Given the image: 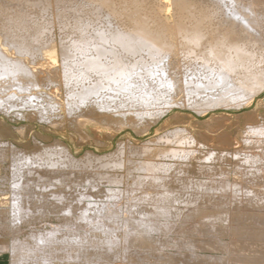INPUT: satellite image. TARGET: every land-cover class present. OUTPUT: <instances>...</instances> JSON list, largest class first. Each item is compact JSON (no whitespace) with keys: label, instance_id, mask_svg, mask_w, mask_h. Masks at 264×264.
Wrapping results in <instances>:
<instances>
[{"label":"bare ground","instance_id":"bare-ground-1","mask_svg":"<svg viewBox=\"0 0 264 264\" xmlns=\"http://www.w3.org/2000/svg\"><path fill=\"white\" fill-rule=\"evenodd\" d=\"M263 89L264 0H0V113H4L5 116L17 107L28 108L31 115L39 116V120L48 118L47 116L50 118L49 114L54 112H62L67 117L75 118V115L78 117L84 114L91 115L98 111L103 117L106 114L129 117L136 122L132 124L139 122L141 124L145 121L147 126L145 127L148 128L170 107L190 106L198 112H204L221 106H239L250 103ZM53 117L59 118L52 116L50 119ZM48 119L46 120L49 122ZM52 125L55 127L54 123ZM185 129L178 127L167 129L156 138L154 145L158 147L157 154H154L159 157L157 160L162 158L160 161L153 158L142 159L150 152L148 142L138 145L127 144V147L119 142L113 151L96 154L86 150L80 158H75L69 147L59 142L41 145L40 149L32 154H24L9 143L8 149L1 147L3 149L0 150V157L6 155L5 151L9 152L10 190L2 192L0 200L10 205L7 208H0V215L7 211L11 213L13 225L11 228L14 230L23 222L31 223L52 212L60 213L64 223L70 227L77 223H85V220L88 222L90 219L87 217L88 212H95L99 207V203L91 201V198L94 200L97 196V200H102L101 197L104 195L111 196L112 198H108L112 200L113 196L114 199L115 196L121 197L120 189L99 188L100 182L104 185L106 182L113 185L116 183V186L117 183L122 184L120 177L122 174L110 173L107 169L115 170L126 166L131 182L128 191L123 194L125 196L128 192L124 207L126 213L133 217V221H130V217L128 220L124 216L125 212H122L124 218H127L122 222L128 221L131 228V234L128 227L127 231L124 228L127 233L122 238L124 242L135 241L137 248H140L138 247L140 245L148 246L151 245L148 236L151 231L166 232L163 235L167 236V233L171 234L182 227L183 223L184 226L187 225L189 221L192 223L189 233H198L199 236L205 234L204 237L207 236L206 233H218L219 235L216 234L214 237L209 235L210 238L216 237L217 240L218 236L222 239V236L226 235L224 232H228V235L233 234L231 236H235L236 232L237 236H241L244 229L248 236L245 235L246 240L243 233L244 240L248 241L251 237L253 240H260L256 243L248 241L249 244H256L255 248L250 245L253 249L247 246L252 251L246 247L248 243L246 245L242 243L248 253L240 249L243 245L235 244L237 247L240 245L241 251L238 249L237 252L233 248V242L230 247L223 242L220 243L221 239L220 244H217L216 238L215 241L211 240L214 242L211 244L209 236V239L206 237L208 241L203 238L200 240L201 238L197 236L199 243L194 238L189 240V237L184 239L189 240L184 243L182 237L179 245H182H180L182 249L190 247L187 251L192 253L200 247L202 250L207 249L203 248L205 246L222 247L224 250L229 249L232 255H229V258H232V263L236 261L233 264H264V214L259 215L257 211L252 213L254 209L248 214V211L244 213L245 210L236 212L238 208L235 207L239 205L237 202H242L246 206L250 204L251 207L264 206V197L257 196L259 191L264 193V186L255 180L262 176L264 171L262 169L264 165L261 166L264 162V124L248 127L247 132L259 138L245 137L246 140L243 138L242 141H235L239 142L240 146L237 144L239 147L233 149L235 170L231 180L225 177L227 170L229 171L228 167L225 169L221 165L196 167L204 172L203 176L207 175L204 180L193 179L183 174L185 169L183 170L184 164L181 166V160L189 161L187 158L190 159L191 153L194 158L198 155L194 154L196 150L192 152L193 150L186 148V143L192 140ZM19 131L20 129L17 132ZM22 132H19L20 135ZM151 141H154L153 138ZM166 144L178 145L180 149L168 148L164 146ZM3 145L7 143L4 142ZM134 156L141 157V160L133 161ZM229 156L228 152L213 149L207 151L206 155L204 153L202 158L227 163ZM198 160L196 162H201ZM239 162L251 166L243 168ZM184 163L186 167V162ZM62 167H67L71 172V179L68 183L63 182L64 184L61 183V179H64L62 173L70 175L67 171L63 172ZM77 175H82L79 178L88 186L76 187L70 184L72 177ZM45 176L48 178L47 182H40L39 179ZM108 198H106L108 201L103 200L109 202ZM120 202L122 204V201ZM114 203L112 205H115ZM104 204L107 206L105 202ZM119 204H116V208L113 206L110 212L115 211L113 209H117ZM232 207L237 208L235 212H231ZM244 207L241 209L246 208ZM107 208L102 211V207L101 211L105 212ZM99 210L95 212L96 215L99 214ZM118 211L112 214L117 215ZM112 214L109 215L113 217ZM96 215V218L100 216ZM106 216L108 218V215ZM91 218L92 223H96L97 219L95 218V221L93 217ZM103 218L104 215L101 219ZM246 218H253L254 221L251 219L252 224H249ZM232 221H236V224L234 225ZM218 222L220 226L216 227ZM107 223L103 225L107 230L104 229L106 234L102 239L82 236L70 230L60 232L59 228L53 227L42 232L32 228L33 230L28 236H24L23 240L14 232L11 240L0 237V253L10 251V264H57L58 260L67 263L85 260L88 264L94 262L107 264L108 262L100 261H105V256L113 257L118 250L115 251V246L120 238L112 235L111 232L115 231V228L112 229L111 222ZM93 224L95 227L100 223ZM125 225L123 227H126ZM162 238L161 236V240ZM169 239L171 238L166 240ZM165 242L162 240V243ZM168 242L167 246L170 245ZM257 243H260L261 248H256ZM227 250L226 254L229 253ZM258 250L262 251L261 258L260 255L254 254ZM185 253L183 255L186 256ZM180 254L178 251V255ZM178 255L177 257L176 255L173 257V254L165 255L163 262L174 263V260L180 262V256H184L180 255L176 260ZM188 257L187 260L199 259L201 262L205 260L203 262L207 264L226 262V257L221 256L194 254ZM191 260L187 263L195 262L191 263ZM133 262L136 263L137 260ZM198 262L195 264H199Z\"/></svg>","mask_w":264,"mask_h":264},{"label":"rangeland","instance_id":"rangeland-1","mask_svg":"<svg viewBox=\"0 0 264 264\" xmlns=\"http://www.w3.org/2000/svg\"><path fill=\"white\" fill-rule=\"evenodd\" d=\"M55 32H57L56 30H55ZM264 89L262 90V91H260L258 94H256L254 97H253V99L251 100V102L250 103H248V104H242V105H239V106H221V107H216V108H213V109H208V110H206V111H204V112H198L196 109H193L192 107V109L190 108V106H189V108H187L188 106H184L183 108H182V106L181 107H179V106H174V107H170V109L168 110V111H166V113L165 114H163L158 120H156V122H153V123H151L150 125L151 126H148V128H146L147 126H146V122L145 121H142L141 122V124H140V122L139 123H137V124H132L133 122L134 123H136L135 121H132V119L131 118H129V117H127V118H123V117H121V116H113V115H111V114H106V116H101V114L98 112V111H95V112H93L91 115H81V116H79L78 117V115H75V118H74V116H72V117H67V115H65L64 113H62V112H57V113H55V114H58V115H55L54 113H51V114H49V115H51V117L52 116H57V117H59V118H52V119H50L49 118V116H47L49 119H50V121L48 122L46 119H48V118H43V119H41L40 118V120H39V116L37 115V114H32L31 115V112H29L30 110L27 108V109H25V107H20L19 109H18V107H17V109H13V110H11V111H9L8 113H7V115L5 116V114L4 113H0V150H2L3 148L4 149H8L9 148V143H10V145H12V146H15L16 148H18L19 150H21L22 152H24V154H32V153H35L36 151H38L39 149H40V147H41V145H48V144H50V143H53V142H59V143H61V144H65L66 146H68L69 147V149H70V151H71V153H72V155L75 157V158H80V157H82V155L84 154V152H86V150L87 151H89V152H93V153H96V154H103V153H107V152H109V151H113L114 149H116V147H117V145H118V143L119 142H121L122 144H123V146L124 147H127L128 145H130V144H132V145H134L135 143L138 145V144H142L143 142H148V145H149V147H150V152H148V153H146V155H144L143 157H142V159H145V158H153L154 160H156V161H160V160H162V158L161 159H159V160H157L159 157H157L156 156V154H157V145L155 144L154 145V143H155V140H156V138L160 135V134H162L163 133V131L165 132L167 129H175V128H180V129H185V127H186V131L187 132H189V135H190V138H191V140H192V142H190V143H186V145H187V147L186 146H184V147H186L188 150H193L192 152H194L195 150V152H194V154L195 155H197V157L195 156V158H196V160H193V159H195L192 155H193V153H191L190 155V159L189 158H187V160H189V161H185L186 159H183V160H181V163H182V165L181 166H183V164H184V168H183V174L185 175V174H187L186 176H188V177H190V178H193V179H198V180H204V179H206V176L207 175H204L203 176V174H204V172H201V171H199V169H197V168H199V166H202L203 165V167L205 166V168L206 167H208V166H212V167H214V165H215V167H216V165L217 166H219V165H221V166H224L225 167V169H227V167H228V169H229V171L227 170V175L225 176V177H227V180H231L232 179V176H233V172H234V170H235V161H233V151L235 150L234 148H238L239 146H240V144H239V142L238 143H235V141L237 140V141H242L243 140V138H244V140H246L247 138L249 139V138H259V137H257L255 134H251L250 132H247L248 131V127H249V125L250 126H256V125H258V124H264ZM23 109V110H22ZM18 110V111H17ZM196 110V111H195ZM22 111V112H21ZM255 111V112H254ZM14 112V113H13ZM16 113H18V115L16 114ZM20 113V114H19ZM25 113V114H24ZM201 113V114H200ZM3 114V115H2ZM13 114H16L17 115V118H16V115L15 116H13ZM28 116H27V115ZM60 114H61V116H60ZM225 114V115H224ZM23 115V117H18V116H22ZM27 117H26V116ZM108 115V116H107ZM31 117H32V119H31ZM78 117V118H77ZM83 117H85V118H83ZM81 118V119H80ZM45 119V121H46V123H45V121H43ZM48 119V120H49ZM55 119V120H54ZM119 121H118V120ZM122 119H123V121H122ZM126 119V120H125ZM223 119H224V122H223ZM54 120V121H53ZM121 120V121H120ZM53 121V122H52ZM58 123H57V122ZM73 121V122H72ZM198 121V122H197ZM249 121H250V123H249ZM255 121V122H254ZM48 122V123H47ZM56 122V123H55ZM84 122V123H83ZM95 122H97V123H95ZM120 122L122 123V124H120ZM54 123V125H55V127L52 125ZM63 123V124H62ZM67 123V124H66ZM77 123V124H76ZM114 123V124H113ZM181 123V124H180ZM28 124V125H27ZM49 124V125H48ZM62 124V125H61ZM81 124V125H80ZM127 124V125H126ZM249 124V125H248ZM52 125V126H51ZM124 127H123V126ZM167 125V126H166ZM221 125V126H220ZM248 125V126H247ZM56 126H57V128H56ZM144 126V127H143ZM146 126V127H145ZM18 127V128H17ZM21 127H22V130H21ZM68 127V128H67ZM120 127H121V129H120ZM131 127V128H130ZM141 127H143V128H141ZM175 127V128H174ZM246 127V128H245ZM18 129H20V131L19 132H21V131H23L22 133H21V135H20V133L19 132H17L18 131ZM118 129V130H117ZM120 129V130H119ZM140 129V130H139ZM144 129V130H143ZM210 129V130H209ZM4 130V131H3ZM111 130V131H110ZM114 130V131H113ZM246 130V131H245ZM9 131V132H8ZM77 132V133H76ZM139 132V133H138ZM3 133V134H2ZM8 133V134H7ZM250 133V134H249ZM2 134V135H1ZM23 134V135H22ZM40 134V135H39ZM195 134V135H194ZM229 134V135H228ZM46 135V136H45ZM112 135V136H111ZM236 135V136H235ZM245 135V136H244ZM246 135H250V136H252V137H250V136H246ZM253 135H255V136H253ZM108 136V137H107ZM109 136H111V137H109ZM199 136V137H198ZM244 136V137H243ZM236 137V138H235ZM245 137H247V138H245ZM6 138V139H5ZM33 138V139H32ZM79 138V139H78ZM95 140H94V139ZM152 138H153V140L154 141H151L152 140ZM241 138V139H240ZM83 139V140H82ZM235 139V140H234ZM35 140V141H34ZM201 140V141H200ZM5 142V144L7 143V145H3V143ZM29 141V142H28ZM84 141V142H83ZM96 141V142H95ZM127 141V142H126ZM28 142V143H27ZM33 142V143H32ZM39 142V143H38ZM81 142V143H80ZM137 142H139V143H137ZM197 142V143H196ZM234 142V143H233ZM26 143V144H25ZM125 143V144H124ZM151 143H153V144H151ZM128 144V145H127ZM239 146H238V145ZM191 147H190V146ZM196 145L198 146V147H196ZM202 145V146H201ZM26 146V147H25ZM35 147V149H34V147ZM152 146V147H151ZM164 146H166V147H168V148H175V149H180V147L178 146V145H170V144H166V145H164ZM205 146V147H204ZM234 146V147H233ZM235 146H237V147H235ZM1 147H3V148H1ZM154 147V148H153ZM204 147V148H203ZM206 147H208V148H206ZM24 148V149H23ZM190 148V149H189ZM196 148V149H195ZM32 149V150H31ZM156 149V150H155ZM204 149H206V150H204ZM216 150V151H225V152H228L229 153V159H227L226 160V162L228 163H223V162H225V161H211V160H204L205 158H202L203 156H204V153H205V155H206V153H207V151H209V150ZM234 149V150H233ZM25 150H26V152H25ZM232 150V151H231ZM33 151V152H32ZM197 152V153H196ZM5 153H6V155L5 156H2V157H0V177H2V178H0V194H2V192L3 193H6L7 192V190L10 188V182L9 181H11V172H10V169L9 168H11V167H9L10 166V157H9V155H8V151L6 152L5 151ZM74 153V154H73ZM152 153V154H151ZM154 153H156V154H154ZM150 154V155H149ZM154 155H155V157H154ZM201 156V158H200V156ZM203 155V156H202ZM148 156V157H147ZM198 156H199V158H198ZM232 156V157H231ZM157 157V158H156ZM192 157H193V159H192ZM6 159V160H5ZM132 159H133V161L135 160V161H139V160H141V157H139V156H134V157H132ZM199 159V160H198ZM231 159H232V161H231ZM190 160H192V161H190ZM201 161V162H196V161ZM203 161V162H202ZM205 161V162H204ZM206 161H208V162H206ZM210 161V162H209ZM169 162V161H168ZM172 162H175V161H172ZM179 161H177V163H178ZM184 162H186V167H188L187 169H186V167H185V163ZM213 162H215V163H213ZM217 162V163H216ZM239 163H241V162H239ZM212 164V165H211ZM248 164V163H247ZM247 164H242L241 163V165H242V167L243 168H247V167H249V166H251V165H247ZM190 165H192V166H190ZM197 165V166H196ZM207 165V166H206ZM264 165V162H263V164H261V166H263ZM231 166H233V167H231ZM126 166H123V167H121V168H119V169H117V168H115V170H113V168L111 169V168H109V170L107 169V171L108 172H112V173H114V174H122V176H120L121 177V179H122V184H120V183H117V186L114 184L113 185V183H107L106 182V184L104 185V183L102 184V182H100V186H99V188L101 189V190H104V189H106V188H113V189H120V194H119V196H121V197H116L115 196V199H116V201H115V199H114V196H113V199H114V201H113V199L112 200H110L109 198H112L111 196L108 198L107 196H102L101 197V195H99L101 198H102V200L101 199H98L97 200V196L96 197H94V200H93V198H91L90 200L91 201H95V202H97V203H99V207H103V210L101 209V208H99L98 207V209H97V211L99 210V214L98 215H100L101 216V218L103 217V215H104V217L105 218H103V219H101L100 218V216H98V215H96L95 214V212H97L96 210H95V212H91L92 213V216H90L91 215V213L90 212H88V214H87V217H88V219H89V217H90V219L88 220V222H87V220H85L86 222L84 223V222H82V223H77V225L76 224H74V225H71V227L69 226V225H67V224H65L64 222V218H63V216L60 214V213H58V214H53V212L52 213H48V216L46 217H43V218H41V219H35V220H33L31 223H21V224H19V225H17V227H16V229L14 230V229H12L13 228V225H12V219L10 218V216H11V213H9V211H7V212H4V213H2L1 215H0V237L2 238V239H6V240H11V237H12V233H16V235L20 238V239H24L26 236H28V234L30 233V231L31 230H35V231H40V232H42V231H44V230H49V229H51L52 227L53 228H56V229H58L60 232H66V231H68V230H70V232H73V233H79L80 235H82V236H86V237H90V236H94V237H96V238H99L100 237V239H102V236L104 237L105 236V230L104 229H106L107 230V228H106V226H104L103 227V225H104V223H107V222H111V224H112V229L113 228H115V231L113 230L111 233H112V235L113 236H115V237H118L119 238V236H120V238H119V241L117 242V244H116V246L118 247H116L115 246V251H116V249H118L117 251H116V253H114V255H113V257L112 256H105L106 257V259H105V257H104V259H105V261L104 260H101L100 262H102V263H106V262H108L109 264H131V262H132V264H137V263H139V264H186L189 260H191V259H188L187 260V257L192 253V252H190V251H187V249L188 250H190L189 248H181V246L179 245V243H181L182 241V239L184 240V239H188V237H189V240L190 239H193L194 238V240L196 241V242H200V240H202V238H203V240L204 239H206L207 241H208V239L210 238V236L212 235L213 237H214V235L216 236V234L217 235H219L218 233H214V234H207L206 233V237L208 238V236H209V238L207 239L206 237H204L205 236V234H201L200 236H199V234L198 233H192V232H190L189 233V229L191 228L190 226H192V223L189 221L188 222V224H187V222L185 223V224H187V225H185L184 226V223H183V225H182V227L180 228H178V229H176L174 232H172L171 233V231L169 232V233H171V234H168L167 233V236H165V235H163V234H166V232H154V231H151L149 234H148V236H149V238H150V243L149 244H151V245H148V246H145V245H140V246H138V247H140V248H137V247H135L136 246V244H135V241H133V242H124V240L122 239V238H124V236L125 235H127V233H125L126 231H127V229H129V233H130V231H131V228L129 227L130 226V224H128L127 222H122V221H126L127 220V218L128 217H130V221L132 222L133 221V217H131V216H129V214H127L126 213V209H125V207H124V205H125V202L127 201V199H128V192L126 193V195L124 196L123 194H125V192L126 191H128V185H129V183L131 182V178H129L128 177V174H127V170H126V168H125ZM197 167V168H196ZM66 168V169H65ZM191 168V169H190ZM64 169V170H63ZM111 169V170H110ZM262 169H264V167L262 168ZM61 170L64 172H68V174L70 175L71 174V172H70V169H67V167H62L61 168ZM5 171V172H4ZM192 171V172H191ZM196 171V172H195ZM117 172V173H116ZM200 172V173H199ZM231 172V173H230ZM264 172V171H263ZM263 172H262V176H260V177H258V178H255V180L256 181H258V182H261L262 183V185L264 186V174H263ZM8 173H9V175H8ZM76 174H78V173H76ZM197 174V175H196ZM232 174V175H231ZM66 173H62V177H64V179H61V183H63V182H67L68 183V181H69V179H71V175L70 176H68V177H66ZM80 175V174H79ZM79 175H77V176H75L77 179H75V177L73 176L72 177V180H71V182H70V184H74L76 187H82V186H86L87 184L83 181V179H80L81 178V176H79ZM201 176V177H200ZM6 177V179H4ZM8 177V178H7ZM61 177V178H62ZM70 177V178H69ZM80 177V178H79ZM126 177V178H125ZM263 178V179H260V178ZM80 179V181H78L79 179ZM124 178V179H123ZM200 178V179H199ZM203 178V179H202ZM2 179V180H1ZM46 179H48L46 176L45 177H42L41 179H39V181L40 182H47V180ZM7 180V181H6ZM42 180V181H41ZM67 180V181H66ZM260 180H263V181H260ZM76 181V182H75ZM126 183H125V182ZM73 182V183H72ZM76 184H75V183ZM80 182H82V183H80ZM3 183V184H2ZM77 183H79V185L77 184ZM124 183H125V185H124ZM2 184V185H1ZM8 184V185H7ZM64 184V183H63ZM110 184V185H109ZM119 184V185H118ZM127 184V185H126ZM88 186V185H87ZM127 186V187H126ZM99 188H97V189H99ZM104 188V189H103ZM4 189V190H3ZM7 189V190H6ZM126 189V190H125ZM10 190V189H9ZM123 193H122V192ZM259 192H263V191H259ZM259 192L257 193V196L258 197H261L262 196V198L264 197L263 195H264V193H262V194H259ZM259 194V195H258ZM1 196V195H0ZM2 197V196H1ZM99 197V198H100ZM108 198L109 199V202H107L108 200L106 199V198ZM125 197H127V199L125 198ZM118 198H123L122 200L121 199H119L120 201H122V204H121V202L118 200ZM103 199H106V200H103ZM126 199V200H125ZM264 199V198H263ZM125 201V202H124ZM104 202L107 204V206L104 204ZM115 202V203H114ZM115 204V205H112V204ZM121 205H120V204ZM239 205H241L240 207H239V205L238 206H235V207H237V208H234V207H232L231 209H233V210H231V212H235V209H237V211L236 212H243L244 210V213L245 212H247V214L248 213H251L252 212V210L254 211V212H252V213H257L258 212V214L259 215H261V213L262 214H264V206H260V207H258V205H256L255 207H253L254 205H252V207H251V205L250 204H247V206L244 204L243 205V203L242 202H237ZM101 204V205H100ZM111 204V205H110ZM116 204H119V206H118V208L117 209H113V210H119V209H122V210H119L118 211V214H121L122 212L124 213V216L125 217H127V218H124V216H123V213L121 214V216H118V214L116 215L115 213L117 212H115V211H113V212H115L114 214H112L113 212H110V211H112L111 209L113 208V206H115V208L117 207V205ZM10 204L8 203V202H2L1 200H0V208H3V207H5V208H7V206H9ZM104 205V206H103ZM249 205V206H248ZM112 206V207H111ZM246 208H245V207ZM107 207H109V208H107ZM120 207V208H119ZM241 207H244L245 209H241ZM104 208H107V209H110L109 211H108V213H107V211L105 210V212H102V211H104ZM239 208L241 209V210H239ZM261 208H263V209H261ZM124 209H125V211H124ZM102 210V211H101ZM250 210V211H249ZM259 210V211H258ZM257 211V212H256ZM110 212V213H109ZM121 212V213H120ZM94 213V214H93ZM101 213V214H100ZM103 213V214H102ZM109 214H112V216L113 217H111ZM95 215L96 216H98V218H96L95 217ZM106 215H108V218H107V216ZM118 216V218L120 219H118L116 216ZM3 216V217H2ZM58 216V217H57ZM115 216V217H114ZM49 217H51V218H49ZM91 217H93L94 218V220L96 221V219H97V221H96V223L98 224V223H100V224H98V225H96V226H99V227H94V226H92V221H93V219L91 218ZM121 217V218H120ZM247 217V216H246ZM2 218V219H1ZM6 218V219H5ZM96 218V219H95ZM109 218H110V220L112 219V221H110L109 220ZM115 218V219H114ZM116 218H117V220H116ZM106 219H108V220H106ZM247 219V218H246ZM244 219V222H246L247 223V220H248V222H250L249 224H252L251 222H252V220L251 219H253V218H250V219ZM10 220H11V223H9L10 222ZM99 220H101V221H99ZM104 220V221H103ZM114 220L117 222H114ZM128 220H129V218H128ZM249 220H251V221H249ZM91 221V223H89ZM119 221V222H118ZM253 221H254V219H253ZM5 222H7V223H5ZM43 222L45 223V224H43ZM61 222V223H60ZM101 222H103V223H101ZM114 222V223H113ZM131 222H129V223H131ZM233 222V224L235 225L236 223V221H232ZM231 222V223H232ZM242 222H243V220H242ZM9 223V224H8ZM40 223V224H39ZM42 223V224H41ZM88 225H87V224ZM95 222H94V224H96ZM121 224V226H120V224ZM191 223V224H190ZM225 223H227V222H225ZM224 223V224H225ZM1 224H3V225H1ZM31 224V225H30ZM52 224V226H50ZM56 224V225H55ZM60 224V225H59ZM93 224V225H94ZM102 224V225H101ZM113 224H117L118 226H120V228L118 227V226H116L115 227V225L113 226ZM123 224V225H122ZM125 224H128V225H125ZM220 224V222H218L217 224H216V227H217V225H219ZM232 224V225H233ZM249 224H247V225H249ZM9 225H11V226H9ZM33 225V226H32ZM62 225V226H61ZM64 225H66V226H64ZM79 225V226H78ZM109 225V223H107V226ZM126 226V227H123V226ZM233 225V226H234ZM42 226V227H41ZM59 226V227H58ZM189 226V227H188ZM220 226V225H219ZM6 229H5V228ZM12 227V228H11ZM61 227H63V228H61ZM67 227V229H65V228ZM80 227V228H79ZM128 227V228H127ZM4 229V230H2V229ZM33 228V229H32ZM69 228V229H68ZM73 228H76V229H73ZM78 228V229H77ZM100 228V229H99ZM102 228V229H101ZM124 228L126 229V231L124 230ZM11 231H10V230ZM71 229H73V230H71ZM85 229V230H84ZM117 229V230H116ZM182 230V231H180V230ZM185 229V230H184ZM187 229H188V231H187ZM210 229H212V228H210ZM100 230H102V231H100ZM108 230H109V228H108ZM119 230V231H118ZM122 230V231H121ZM124 230V231H123ZM178 230V231H177ZM191 230V229H190ZM78 231V232H77ZM80 231V232H79ZM185 231H187V232H185ZM208 231H210L209 229H208ZM212 232H213V229L211 230ZM5 232V233H4ZM82 232V233H81ZM96 232V233H95ZM123 232V233H122ZM180 232V233H179ZM232 232V231H231ZM230 232V233H231ZM90 233V234H89ZM100 233H102V234H100ZM122 233V234H121ZM159 233V234H158ZM175 233V234H174ZM177 233V234H176ZM183 233V235H181ZM186 233V234H185ZM191 233H192V235L194 236V237H192V235H191ZM234 233V232H233ZM240 232H238V234H239ZM242 234H241V236H242V238H241V236H237V233L235 232L234 234H235V236L237 237H235V236H231V235H233V234H229L228 235V232H224V234H226V235H223L222 236V239H221V237L220 236H218V238H219V240H217V238H216V241H218L217 242V244H220V243H225V245L226 246H230V247H232V243L231 242H233V248H235V250L237 251L238 249H239V247H240V245H243L242 247L244 248H241L240 247V249L242 250V252H249V251H252L251 250V248H252V246H250V245H253V248H255L254 246H256V244H249V243H256L257 241L258 242H260V240H257V239H251V238H253V237H251V238H248V241H249V243H248V241H246L247 240V235L244 233V229H243V231L241 232ZM243 233H244V236H245V239L246 240H244V237H243ZM4 234H5V236L6 237H4ZM118 234V235H117ZM131 234V233H130ZM195 234V235H194ZM223 234V233H222ZM221 233H220V235H222ZM9 235V236H8ZM11 235V236H10ZM152 235V236H151ZM25 236V237H24ZM161 236L163 237L162 238V240L165 242V240L166 239H168V238H171V239H169V240H166V242L165 243H162V240H161ZM190 236H191V238H190ZM195 236H196V239H195ZM197 236L198 237H200L201 239L199 240V238H197ZM225 236V237H224ZM166 237V238H165ZM175 237V238H174ZM183 237V238H182ZM186 237V238H185ZM213 237H211L209 240V243L211 242V240L212 241H215L214 239L215 238H213ZM229 237V238H228ZM235 237V238H234ZM152 238V239H151ZM157 238V240L155 241V239ZM179 238V239H178ZM182 238V239H181ZM234 238V239H233ZM242 240H241V239ZM174 239V240H173ZM181 239V240H180ZM220 239H221V242H220ZM240 241H242V242H239V240ZM249 239H251V242H250V240ZM121 240V241H120ZM172 240V242H170ZM176 240V241H175ZM179 240V241H178ZM189 240H187V241H185L184 243H186V242H188ZM225 240V241H224ZM237 240V241H236ZM157 241H158V243H157ZM169 241V242H168ZM173 241H175L176 242V244H175V242H173ZM235 241V242H234ZM246 241V242H245ZM122 242H124V243H122ZM144 242V241H143ZM167 242L170 244V245H172L171 243H173V245L172 246H167L166 244H167ZM220 242V243H219ZM230 242V243H229ZM244 242V244L246 245V243H248L247 245H246V247L249 245L251 248H249V247H247V248H249L248 250H245V245L244 244H242ZM121 243V244H120ZM128 243V244H127ZM130 243H132V244H135V245H132V246H134V247H132L131 246V244ZM145 244L147 243V242H144ZM160 243V244H159ZM212 243H214V242H211V244ZM120 244V245H119ZM125 244H127V245H125ZM156 244H159V245H156ZM178 244V245H177ZM183 244V243H182ZM235 244H240V245H238V247H237V245H235ZM259 244L260 243H257V247L256 248H261V247H259ZM124 245H125V247H124ZM130 245V246H129ZM155 245V246H154ZM163 245V246H162ZM175 245V246H174ZM185 245V244H184ZM222 245V244H221ZM129 246V247H128ZM144 246H145V248H144ZM152 248H151V247ZM154 246V247H153ZM156 246H157V248H156ZM174 246V247H173ZM177 246H179V248H180V250H178L179 248L177 247ZM209 246H212V245H209ZM223 246V245H222ZM121 247V248H120ZM147 247H149V249H147ZM163 247V248H162ZM171 247V248H170ZM178 249H177V248ZM185 247V246H184ZM186 247H188V246H186ZM136 248V249H135ZM174 248V249H173ZM202 247H200V249L199 248H197L195 251H193V253L194 254H196V255H199L200 254V256H208V255H210V256H213V257H215V256H221V257H226V262H227V259L230 257V256H232L231 255V253H230V251H229V249L227 250V249H225V250H227L229 253H227L226 254V251L224 250V248L222 249V247H220V248H213V247H203V248H207V249H201ZM209 248V249H208ZM215 249V251L213 250V249ZM226 248V247H225ZM252 248V249H253ZM123 249V250H122ZM154 249H156V250H154ZM163 249V250H162ZM186 249V250H185ZM239 249V250H240ZM128 251V253H127V251ZM131 250V251H130ZM179 251V253H181L180 255H183V253H185L186 254V256H187V254H188V256L186 257L185 255H183L184 257H182V256H180V255H178V251ZM182 250V251H181ZM199 250V251H198ZM210 250V251H209ZM211 250H213V251H211ZM217 250V251H216ZM221 250H224V251H221ZM240 250V251H241ZM119 251V252H118ZM125 251V252H124ZM145 251V252H144ZM147 251V252H146ZM173 251V252H172ZM219 251V252H218ZM221 251V252H220ZM239 251V252H240ZM120 252H121V254H120ZM134 252V253H133ZM136 252V253H135ZM150 252V253H149ZM164 252V253H163ZM188 252H190V254L188 253ZM238 252V251H237ZM259 250L257 251V253H254V254H258V255H260V257L259 258H261L262 256H261V254H262V251L261 252H259ZM139 253V254H138ZM175 253H177V254H175ZM191 254L192 256H194V254ZM246 253V254H247ZM253 253V252H252ZM126 254H128V255H126ZM131 254V255H130ZM142 254H144V255H142ZM146 254V255H145ZM170 254H173V257H174V255H176L175 257H177V255H178V258H175L176 260L177 259H179L180 257H181V260H180V262H178V261H175L174 260V263L173 262H169V263H164L163 262V257H165V255L167 256V255H170ZM232 254H234V253H232ZM244 254V253H243ZM120 255V256H119ZM126 255V256H125ZM157 255V256H156ZM189 256L188 258H190V257H192V256ZM228 255V256H227ZM230 255V256H229ZM125 258H124V257ZM135 256V257H134ZM151 256V257H150ZM180 256V257H179ZM256 257H258L257 255H255ZM254 256V257H255ZM111 259H110V258ZM172 257V256H171ZM234 257V256H233ZM103 258V257H102ZM119 258V259H118ZM130 258V259H129ZM142 258H144V260H141ZM10 259H11V257H10V251L9 250H6L4 253H0V264H10ZM93 259H95L94 257H93ZM115 259V260H114ZM122 259H123V261H122ZM183 259H186V260H183ZM107 260H109V261H107ZM113 260V261H112ZM121 260V261H120ZM136 260H137V262H136ZM147 260V261H146ZM232 260V258H229L228 259V262L226 263L225 262V264H229L230 263V261ZM84 261L85 260H81V261H78V262H75V263H67V262H65L64 260H62V261H57V264H83L84 263ZM110 261H112V262H110ZM115 261V262H114ZM133 261H135L136 263H134ZM160 261V262H159ZM181 261H183V263H181ZM192 261V262H191ZM190 262L191 263H193L194 261H195V259L194 260H191ZM197 261H199L198 263L200 264V262H201V260H197L196 259V263H197ZM203 261H205V260H203ZM201 262L202 264L204 263V264H207V262ZM234 261V260H233ZM120 262V263H119ZM128 262V263H127ZM150 262V263H149ZM154 262V263H153ZM195 262L193 263V264H195ZM234 262H236V261H234ZM233 262V263H234ZM93 263V262H92ZM95 263V262H94ZM93 263V264H94ZM107 263V264H108ZM189 263V262H188ZM187 263V264H188ZM232 263V261H231V264H233ZM85 264H88L86 261H85ZM97 264V263H96Z\"/></svg>","mask_w":264,"mask_h":264}]
</instances>
